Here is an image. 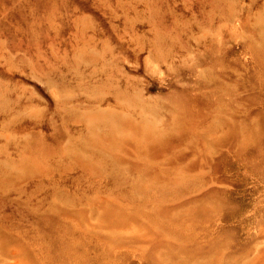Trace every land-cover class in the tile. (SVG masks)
Returning a JSON list of instances; mask_svg holds the SVG:
<instances>
[{
	"label": "rangeland",
	"instance_id": "obj_1",
	"mask_svg": "<svg viewBox=\"0 0 264 264\" xmlns=\"http://www.w3.org/2000/svg\"><path fill=\"white\" fill-rule=\"evenodd\" d=\"M0 101V264H264V0H0Z\"/></svg>",
	"mask_w": 264,
	"mask_h": 264
},
{
	"label": "bare ground",
	"instance_id": "obj_2",
	"mask_svg": "<svg viewBox=\"0 0 264 264\" xmlns=\"http://www.w3.org/2000/svg\"><path fill=\"white\" fill-rule=\"evenodd\" d=\"M75 21H76V20H75ZM79 23H80V22H79ZM54 24H55V23H54ZM59 24H60V23H59ZM78 29H79V28H78ZM72 33H74V32H72ZM84 34H85V33H84ZM83 36H84V35H83ZM89 37H90V34H89ZM74 38H75V36H74ZM261 40H262V39H261ZM84 42H85V40H84ZM6 43H7V42H6ZM4 45H5V44H4ZM6 45H7V44H6ZM1 51H2V50H1ZM84 51H85V50H84ZM81 53H82V52H81ZM79 54H80V53H79ZM82 54H83V53H82ZM78 56H79V55H78ZM4 57H5V56H4ZM4 57H3V58H4ZM6 59H7V58H6ZM66 61H67V60H66ZM68 64H69V63H68ZM78 67H79V66H78ZM35 68L37 69L36 65H35ZM74 69H75V67H74ZM76 70H77V69H76ZM79 73H80V72H79ZM82 74H83V73H82ZM5 101H6V100H5ZM5 101H3V102H5ZM0 102H1V101H0ZM9 102H10V101H9ZM19 103H20V102H19ZM3 105H4V103H3ZM0 106H1V103H0ZM90 117H91V116H90ZM82 118H83V117H82ZM79 119H80V118H79ZM82 120H83V119H82ZM104 124H105V123H104ZM142 124H143V123H142ZM145 127H146V126H145ZM66 128H67V127H66ZM249 128H250V127H249ZM252 129H253V128H252ZM250 130H251V129H250ZM256 130H257V129H256ZM80 131L82 132V130H80ZM144 131H145V130H144ZM146 131H147V130H146ZM148 131H149V130H148ZM151 132H152V131H151ZM151 132H150V133H151ZM241 133H242V131H241ZM154 134H155V133H154ZM154 134H153V135H154ZM207 134H208V133H207ZM236 134H237V132H236ZM70 135H71V133H70ZM75 135H76V134H75ZM143 135H144V137H145L144 132H143V134H142V137H143ZM154 136H155V135H154ZM210 136H211V135H210ZM236 136H237V135H236ZM243 136H244V135H242V137H243ZM80 137H81V135H80ZM146 137H147V136H146ZM248 137H249V136H248ZM152 138H153V137H152ZM228 138H229V137H228ZM74 139H75V138H74ZM157 139H158V138H157ZM206 139H207V138H206ZM149 140H150V138H149ZM152 140H153V139H152ZM154 140H155V138H154ZM226 140H227V139H226ZM252 140H253V139H252ZM143 141H144V138H143ZM217 141L220 142V140H217ZM222 141H223V140H222ZM70 142H71V141H70ZM86 142H87V141H86ZM76 143H77V142H76ZM110 143H111V141H110ZM149 143H151V141H150ZM221 143H222V142H221ZM221 143H220V145H221ZM71 145H72V143H71ZM84 146H86V145H83V147H84ZM71 147H72V146H71ZM164 148H165V147H164ZM75 149H76V148H75ZM65 150H66V149H65ZM92 150H93V149H92ZM165 150H166V149H165ZM167 150H168V149H167ZM157 151H158V150H157ZM159 151H160V150H159ZM163 151H164V150H163ZM92 152H93V151H92ZM101 152H102V151H101ZM146 152H147V151H146ZM68 153H69V152H68ZM75 153H76V152H75ZM155 153H156V150H155ZM159 153H161V151H160ZM163 153H164V152H163ZM86 154H87V153H86ZM96 154H97V153H96ZM98 154H99V153H98ZM143 154H144V153H143ZM145 154H146V153H145ZM69 155H70V154H69ZM75 156H76V155H75ZM175 156H176V155H175ZM80 157L82 158V156H80ZM96 157H97V156H96ZM76 160H77V159H76ZM74 161H75V159H74ZM76 164H77V163H76ZM75 169H76V167H75ZM145 177H146V176H145ZM147 179H148V178H147ZM152 179H153V178H152ZM154 180H155V179H154ZM129 182H131V181H129ZM140 182H141V181H140ZM156 183H157V182H156ZM141 185H142V184H141ZM143 185H144V184H143ZM183 185H184V184H183ZM156 186H157V185H156ZM173 186H174V185H173ZM184 186H185V185H184ZM170 187H172V186H170ZM187 187H188V186H187ZM189 187H190V186H189ZM189 187H188V188H189ZM168 188H169V187H168ZM186 189H187V188H186ZM140 190H141V189H140ZM171 192H172V191H171ZM166 193H167V192H166ZM173 193H174V191L172 192V194H173ZM185 193H186V192H185ZM192 193H193V191H192ZM194 193H195V192H194ZM207 193H210V192H207ZM204 195H206V194H204ZM175 196H176V195H175ZM175 196H174V197H175ZM211 196H212V195H211ZM211 196H210V197H211ZM183 197H184V196H183ZM206 197H207V196H206ZM69 198H70V197H69ZM194 198H196V197H194ZM208 198H209V197H208ZM209 199H210V198H209ZM158 200H159V199H158ZM171 200H172V199H171ZM186 200H188V199H186ZM198 200H199V199H198ZM210 200H211V199H210ZM194 201H195V200H194ZM200 201H201V200H200ZM191 202H192V200H191ZM211 202H212V201H211ZM198 203H199V201H198ZM205 203H206V202H205ZM215 203H216V202H215ZM200 204H202V202H201ZM172 205H173V204H172ZM202 205H203V204H202ZM217 205H218V204H217ZM113 206H114V205H113ZM173 206H174V205H173ZM203 206H204V205H203ZM206 206H207V204H206ZM213 206H214V205H213ZM186 207H187V206H186ZM201 207H202V206H201ZM170 208H171V207H170ZM107 210H108V209H106V211H107ZM106 211H105V212H106ZM117 211H118V210H117ZM173 212H174V211H173ZM192 212H193V211H192ZM176 214H177V213H176ZM117 215H118V214H117ZM160 215H161V214H160ZM177 215H178V214H177ZM190 215H191V214H190ZM118 216H119V215H118ZM172 216H173V215H172ZM186 216H187V215H186ZM196 216H197V215H196ZM208 216H209V215H208ZM43 217H44V216H43ZM152 217H153V216H152ZM169 217H170V216H169ZM206 217H207V216H206ZM170 218H171V217H170ZM193 218H194V216H193ZM202 218H203V217H201V219H202ZM125 219H126V218H125ZM150 219H151V218H150ZM152 219H154V218H152ZM168 219H169V218H168ZM198 219L200 220V218H198ZM202 220H203V219H202ZM159 221H160V220H159ZM161 221H162V220H161ZM189 221H190V220H189ZM157 222H158V221H157ZM166 222H170V221H167V220H166ZM160 223H161V222H160ZM164 223H165V222H164ZM155 224H156V223H155ZM157 224H159V223H157ZM165 224H166V223H165ZM174 224H176V223H174ZM162 226H163V224H162ZM166 226H167V225H166ZM166 226H164V228H166ZM156 227H158V226H156ZM167 228H168V227H167ZM194 228H195V227H194ZM122 229H123V228H122ZM127 229H129V228L127 227ZM151 229H152V228H151ZM159 229H160V228H159ZM168 229H169V228H168ZM176 229H177V227H176ZM180 229H181V228H180ZM157 230H158V229H157ZM178 230H179V228H178ZM125 231H126V230H125ZM146 231H147V230H146ZM181 231H182V230H181ZM156 232H158V231H156ZM171 232H173V231H171ZM184 232H185V231H184ZM184 232H183V233H184ZM173 233H174V232H173ZM187 234H188V233H187ZM167 235H168V234H167ZM188 235H190V233H189ZM121 236H122V235H121ZM155 236H156V235H155ZM118 237H120V236H118ZM185 237H186V236H185ZM138 238H139V237H138ZM154 238H155V237H154ZM189 238H190V237H189ZM150 240H151V239H150ZM177 241H178V240H177ZM168 243H169V242H168ZM173 243H175V241H174ZM173 243H172V244H173ZM65 244H66V243H65ZM175 244H176V243H175ZM164 248H165V247H164ZM164 248H162V249H164ZM162 249H161V250H162ZM161 250H160V251H161ZM162 252H163V251H161V253H162ZM168 252H169V250H168ZM168 252H167V253H168ZM178 253H181V251H180V252L178 251ZM57 254H58V253H57ZM169 254H170V253H169ZM169 254H168V255H169ZM181 254H182V253H181ZM183 254H184V253H183ZM183 254H182V255H183ZM217 254H218V253H217ZM165 255H166V254H165ZM204 255H205V254H204ZM169 256H170V255H169ZM180 256H181V255H180ZM184 256H185V255H184ZM215 256H217V255H215ZM47 257H48V256H47ZM51 257H52V256H51ZM170 257H172V256H170ZM187 257H188V256H187ZM248 257H249V256H248ZM166 258H167V257H166ZM172 258H173V257H172ZM54 259H55V258H54ZM56 259H57V258H56ZM56 259H55V260H56ZM160 259H161V257H160ZM162 259L164 260V258H162ZM182 259H183V257H182ZM196 259H197V258H196ZM199 259H200V258H199ZM199 259H198V260H199ZM202 259L205 260L204 258H202ZM206 259H207V258H206ZM213 259H215V258H213ZM234 259H235V258H234ZM55 260H54V261H55ZM59 260H60V259H59ZM166 260H167V259H166ZM168 260H169V259H168ZM189 260H190V259H189ZM203 260H202V261H203ZM176 261H177V259H176ZM193 261H194V260H193ZM213 261H214V260H213ZM215 261H216V260H215ZM235 261H236V260H235ZM165 262H167V261H165ZM194 262H195V261H194ZM197 262H198V261H197ZM197 262H196V263H197ZM203 262H204V261H203ZM203 262H202V263H203ZM171 263H172V262H171ZM171 263H170V264H171ZM182 263H183V262H182ZM190 263H191V262H190ZM192 263H193V262H192ZM196 263H195V264H196ZM211 263H212V262H211ZM211 263H210V264H211ZM216 263H217V262H216ZM216 263H215V264H216ZM232 263H233V262H232ZM232 263H231V264H232ZM52 264H55V263H52ZM57 264H58V263H57ZM212 264H213V263H212Z\"/></svg>",
	"mask_w": 264,
	"mask_h": 264
}]
</instances>
